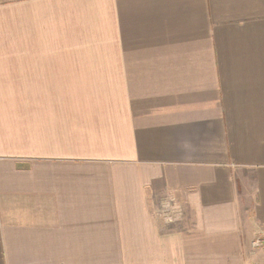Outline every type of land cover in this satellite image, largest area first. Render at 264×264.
<instances>
[{
  "label": "crops",
  "instance_id": "1",
  "mask_svg": "<svg viewBox=\"0 0 264 264\" xmlns=\"http://www.w3.org/2000/svg\"><path fill=\"white\" fill-rule=\"evenodd\" d=\"M263 229L264 0H0V264H251Z\"/></svg>",
  "mask_w": 264,
  "mask_h": 264
},
{
  "label": "built area",
  "instance_id": "2",
  "mask_svg": "<svg viewBox=\"0 0 264 264\" xmlns=\"http://www.w3.org/2000/svg\"><path fill=\"white\" fill-rule=\"evenodd\" d=\"M251 246L253 248H260L264 250V229L259 231L254 238L251 240ZM251 264H264L263 262H254Z\"/></svg>",
  "mask_w": 264,
  "mask_h": 264
}]
</instances>
